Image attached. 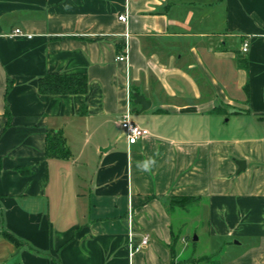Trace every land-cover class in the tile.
<instances>
[{
	"label": "crops",
	"instance_id": "crops-1",
	"mask_svg": "<svg viewBox=\"0 0 264 264\" xmlns=\"http://www.w3.org/2000/svg\"><path fill=\"white\" fill-rule=\"evenodd\" d=\"M53 73L89 89L40 93ZM129 94L149 130L132 144ZM0 157V264H200L201 218L208 264H264V0H0Z\"/></svg>",
	"mask_w": 264,
	"mask_h": 264
},
{
	"label": "trees",
	"instance_id": "trees-1",
	"mask_svg": "<svg viewBox=\"0 0 264 264\" xmlns=\"http://www.w3.org/2000/svg\"><path fill=\"white\" fill-rule=\"evenodd\" d=\"M238 66L247 67V61L238 58ZM39 91L43 94H78L86 93L89 89V79L86 74H69V73H53L45 77H41L38 83ZM216 111L223 112V109ZM47 154L60 158H68L71 150L66 143L65 136L61 131H48L46 135ZM2 169V159L0 157V171ZM28 172L27 168L21 169ZM168 210L173 208H186L191 200L199 199V197L186 196H170ZM173 249V248H172Z\"/></svg>",
	"mask_w": 264,
	"mask_h": 264
},
{
	"label": "built area",
	"instance_id": "built-area-1",
	"mask_svg": "<svg viewBox=\"0 0 264 264\" xmlns=\"http://www.w3.org/2000/svg\"><path fill=\"white\" fill-rule=\"evenodd\" d=\"M119 20L128 23L129 21V12L128 9L126 8L124 11L119 13L118 16ZM12 35H21V36H27V37H32L30 33L24 32L21 28H16ZM125 42L124 46L121 48L119 54L117 55L116 59L118 61L122 62H128L129 61V32H125ZM250 46L249 40H245L243 44V51L246 52L248 51ZM131 94L128 96V108L124 112L121 118V126L124 130L125 136L127 138L128 143L132 144L137 142L141 137L147 135L149 133V130L143 126H140L136 121L133 120L132 118V108H131ZM149 236L146 235L142 238V245H146L148 243Z\"/></svg>",
	"mask_w": 264,
	"mask_h": 264
},
{
	"label": "rangeland",
	"instance_id": "rangeland-1",
	"mask_svg": "<svg viewBox=\"0 0 264 264\" xmlns=\"http://www.w3.org/2000/svg\"><path fill=\"white\" fill-rule=\"evenodd\" d=\"M201 206V205H200ZM201 213L205 214V207L199 209ZM203 218L199 221L198 224V230L193 231L191 230L189 232V240H188V249L184 256L185 258H189L192 256L194 251H196V255L198 254L200 256V264H208V261L211 262L218 258L219 253L213 252V250H217V247H211V244L209 242V238L207 234L205 233L204 229L202 228ZM176 223V221H175ZM195 235L198 236V239L195 240ZM186 264H192V261L188 260Z\"/></svg>",
	"mask_w": 264,
	"mask_h": 264
},
{
	"label": "water",
	"instance_id": "water-1",
	"mask_svg": "<svg viewBox=\"0 0 264 264\" xmlns=\"http://www.w3.org/2000/svg\"><path fill=\"white\" fill-rule=\"evenodd\" d=\"M135 102L140 103L142 105V110L148 109L151 106L150 100L146 99L144 95H141L139 93L134 94ZM236 163L238 165V172L244 170L246 168V161L245 160H236ZM194 239H198L197 235H195Z\"/></svg>",
	"mask_w": 264,
	"mask_h": 264
},
{
	"label": "clouds",
	"instance_id": "clouds-1",
	"mask_svg": "<svg viewBox=\"0 0 264 264\" xmlns=\"http://www.w3.org/2000/svg\"><path fill=\"white\" fill-rule=\"evenodd\" d=\"M152 163H154V161L152 162ZM139 167H141L142 168V170H147V168H148V163L147 162H145V163H143L142 165H138Z\"/></svg>",
	"mask_w": 264,
	"mask_h": 264
}]
</instances>
